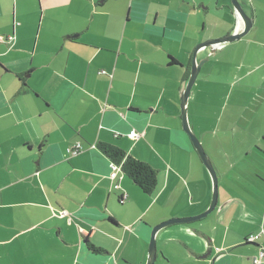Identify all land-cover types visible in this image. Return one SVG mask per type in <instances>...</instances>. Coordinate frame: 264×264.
<instances>
[{
    "label": "crops",
    "instance_id": "crops-1",
    "mask_svg": "<svg viewBox=\"0 0 264 264\" xmlns=\"http://www.w3.org/2000/svg\"><path fill=\"white\" fill-rule=\"evenodd\" d=\"M237 1L251 28L211 57L197 51L212 66L187 115L194 128L197 97L206 112L218 97L210 127L242 134L211 136L204 112L216 205L158 231L153 264H253L264 252V233L244 242L264 232V0ZM237 24L230 0H0V264H146L154 227L209 208L180 94L196 46ZM103 146L150 166L153 192L112 179Z\"/></svg>",
    "mask_w": 264,
    "mask_h": 264
},
{
    "label": "water",
    "instance_id": "water-1",
    "mask_svg": "<svg viewBox=\"0 0 264 264\" xmlns=\"http://www.w3.org/2000/svg\"><path fill=\"white\" fill-rule=\"evenodd\" d=\"M232 4V9L234 11V14L236 15L237 22L241 25L242 31L239 32L238 34H234V31L232 34H229L227 36H224L220 39H213V40H208L203 43H200L196 46L193 56H192V67L190 71L189 78L187 81L184 83L182 92L180 94V112H181V121H182V128L184 132L187 134L189 137V140L197 153L199 159L201 160L203 166L209 173L211 180H212V198H211V203L209 205V208L201 215L193 218H185V219H173L170 220L166 223L160 224L156 227L153 228L152 234H151V239H150V244H149V252H148V258L146 261V264H153L156 256V250H155V243H154V237L158 231L161 229L173 225L176 223H187L189 221H195L204 218L208 214H210L215 205H216V200H217V177L214 171V168L204 152L203 147L199 143L198 139L192 132L188 120H187V105H188V98L189 94L191 92L192 86L196 80V77L199 73V70L201 66L208 60V57H206L204 60L199 61L196 63L195 61V56L197 51H199L201 48H208L210 49V54L209 57L213 56L223 45L227 43L234 42L238 40L239 38L243 37L246 33H248L249 29L251 28L252 25V20L244 13L241 5L238 3L237 0H230Z\"/></svg>",
    "mask_w": 264,
    "mask_h": 264
},
{
    "label": "rangeland",
    "instance_id": "rangeland-1",
    "mask_svg": "<svg viewBox=\"0 0 264 264\" xmlns=\"http://www.w3.org/2000/svg\"><path fill=\"white\" fill-rule=\"evenodd\" d=\"M213 58V57H212ZM209 61V60H208ZM212 66L211 63H204V65L202 66V68L200 69L199 73H198V76L196 78V80L198 82H201L202 78H203V75L204 73ZM196 83V81H195ZM201 88L203 90H206L208 88V86L202 84L201 85ZM226 88H230V86L227 85L226 83ZM193 89V87H192ZM192 92V90H191ZM218 98V97H217ZM216 97H211V106H210V110L208 112H206L204 110V107H205V103H207V97L205 95H202V96H198L196 101H195V105H193L194 109H195V113H194V118H191V122L195 123L196 126H194V128H191L190 124H189V121H188V124L192 129H194V131L192 130V132L194 133V135L196 136V138L198 139V141L200 142L201 144V141H202V135H203V122H204V118H203V115H204V112L206 114H209V116L211 117V122H209L208 124V128L209 130L211 131L210 132V135L211 136H216V135H224V136H227V137H237V136H241L240 134H242V131L241 130H237V132H235L234 129H231V128H226L225 127V124H222L220 125L219 128H217V130L213 129L212 127H210V124L214 125L217 127V121H215L221 110H220V104L221 101H219V104H218V101H216L217 99ZM215 99V100H214ZM187 120H188V115H187ZM182 131L184 132L183 128H182ZM185 133V132H184ZM186 134V133H185ZM187 136V134H186ZM188 137V136H187ZM189 138V137H188ZM202 145V144H201ZM242 150V148H240L238 151ZM199 158V157H198ZM201 161V160H200ZM203 165V164H202ZM205 168V167H204ZM207 171V170H206ZM208 173V172H207ZM209 175V173H208ZM210 177V175H209ZM210 181H211V184H212V180H211V177H210ZM202 214V213H201ZM211 214V213H210ZM208 216V215H207Z\"/></svg>",
    "mask_w": 264,
    "mask_h": 264
},
{
    "label": "trees",
    "instance_id": "trees-1",
    "mask_svg": "<svg viewBox=\"0 0 264 264\" xmlns=\"http://www.w3.org/2000/svg\"><path fill=\"white\" fill-rule=\"evenodd\" d=\"M101 150L114 164L121 166V172L126 175L142 193L151 194L153 192L156 186V172L150 166L146 163L134 160L129 156H125L124 153L110 146H103ZM263 233L261 232V235H263ZM247 238L244 242L251 244L247 242ZM92 250L95 251V249Z\"/></svg>",
    "mask_w": 264,
    "mask_h": 264
},
{
    "label": "built area",
    "instance_id": "built-area-1",
    "mask_svg": "<svg viewBox=\"0 0 264 264\" xmlns=\"http://www.w3.org/2000/svg\"><path fill=\"white\" fill-rule=\"evenodd\" d=\"M242 31V27L241 25L238 23L236 28H235V31H234V34H238L239 32ZM3 40V38L0 36V42ZM140 137V134L134 130H132L129 134H128V138L131 140V141H136L138 138ZM82 150V147L79 143H75L73 144L72 146H70L69 148H67V153L71 156H74V155H77L78 153H80V151ZM111 169H112V172L110 174V177L113 179L117 176V174L119 172H121V166L120 165H117V164H114L112 163L111 165ZM117 188V187H115ZM65 213L64 212H61V215H64ZM263 233V231H262ZM261 233L258 234V235H254V236H249L247 238V242L249 243H253L255 242L256 240H258V238L260 237ZM264 259V252H260L258 253L256 256L253 257V264H260L261 261Z\"/></svg>",
    "mask_w": 264,
    "mask_h": 264
}]
</instances>
